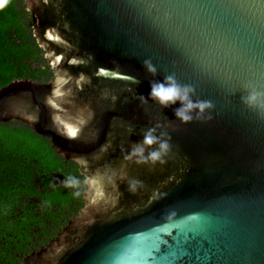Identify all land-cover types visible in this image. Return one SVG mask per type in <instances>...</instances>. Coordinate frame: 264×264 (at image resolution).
<instances>
[{
  "label": "water",
  "instance_id": "obj_1",
  "mask_svg": "<svg viewBox=\"0 0 264 264\" xmlns=\"http://www.w3.org/2000/svg\"><path fill=\"white\" fill-rule=\"evenodd\" d=\"M26 3L53 78L2 87L0 122L47 137L86 189L22 264H264V115L234 98L264 74V0ZM167 75L214 104L210 121L149 97ZM150 128L170 137L164 162L128 159Z\"/></svg>",
  "mask_w": 264,
  "mask_h": 264
},
{
  "label": "trees",
  "instance_id": "obj_2",
  "mask_svg": "<svg viewBox=\"0 0 264 264\" xmlns=\"http://www.w3.org/2000/svg\"><path fill=\"white\" fill-rule=\"evenodd\" d=\"M36 31L26 0H0V89L53 78ZM68 177L79 187L66 188ZM84 180L47 137L21 121L0 122V264L24 259L65 227L83 207Z\"/></svg>",
  "mask_w": 264,
  "mask_h": 264
},
{
  "label": "clouds",
  "instance_id": "obj_3",
  "mask_svg": "<svg viewBox=\"0 0 264 264\" xmlns=\"http://www.w3.org/2000/svg\"><path fill=\"white\" fill-rule=\"evenodd\" d=\"M145 67L148 73L156 74V68L150 62L146 61ZM194 96L195 88L189 84H181L175 75H167L162 80L150 84L149 97L161 107L179 105L174 107L173 114L182 124H190L194 121L207 122L212 119L214 104L209 100L194 99ZM240 102L250 111L264 115V91L246 85L244 93L240 96ZM169 141L167 132L156 135V128H150L144 134L143 140L132 149L128 159L137 157L138 163L148 161L163 163V157L169 153L171 147ZM153 146H156L154 150L145 156L146 148ZM79 185L80 181L73 177H68L64 182L66 188L75 189ZM76 195H79V192H76Z\"/></svg>",
  "mask_w": 264,
  "mask_h": 264
},
{
  "label": "snow or ice",
  "instance_id": "obj_4",
  "mask_svg": "<svg viewBox=\"0 0 264 264\" xmlns=\"http://www.w3.org/2000/svg\"><path fill=\"white\" fill-rule=\"evenodd\" d=\"M246 85L264 91V74H261L258 77L255 73H253L244 79L238 80L235 84V91H234L235 99L240 98V96L244 93ZM150 259H154V257H150Z\"/></svg>",
  "mask_w": 264,
  "mask_h": 264
},
{
  "label": "flooded vegetation",
  "instance_id": "obj_5",
  "mask_svg": "<svg viewBox=\"0 0 264 264\" xmlns=\"http://www.w3.org/2000/svg\"><path fill=\"white\" fill-rule=\"evenodd\" d=\"M24 259H14L12 263L8 262L6 264H22Z\"/></svg>",
  "mask_w": 264,
  "mask_h": 264
}]
</instances>
